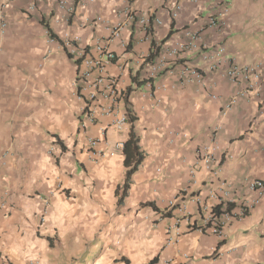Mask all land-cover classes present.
<instances>
[{
  "label": "crops",
  "instance_id": "0c3cea01",
  "mask_svg": "<svg viewBox=\"0 0 264 264\" xmlns=\"http://www.w3.org/2000/svg\"><path fill=\"white\" fill-rule=\"evenodd\" d=\"M3 1L1 13L8 28L0 36V93L9 89L12 94V86L16 91L11 99H0L2 107H11L6 114L0 111V264H124L122 258L130 264H149L154 259L153 264H264V197L245 217L231 219L222 239L201 230L195 203L227 187L239 204L250 198L248 181H264V90L259 99L240 98L227 109L234 87L224 77L204 75L216 96L210 100L198 83L171 88L177 84L175 64L171 76L153 79L152 88L144 85L132 92L134 131L145 159L123 206L117 207L115 191L123 182L125 167L122 150L115 145L127 140L130 125L127 122L118 130L109 122L112 116L88 123L83 103L75 96L77 64L64 50L47 44L41 23L48 22L59 38L63 31L79 36L76 45L92 49L97 39L107 35L103 26L93 22L94 16L116 23L124 19L126 7L147 18L156 10L161 25L144 31L134 20L133 29H127L129 47L124 50L116 41L110 44L122 70L115 64L107 70L118 75L123 88L131 85L133 76L142 78L139 58L148 54L152 41L160 43L163 52L184 40L182 29L195 9L186 4L170 32L163 0L77 4L67 26L51 22L57 10L46 0ZM201 8L205 16L208 7ZM204 38L219 40L211 32ZM226 50L238 63L264 59L255 51L240 58L238 52L227 46ZM184 58L204 66L193 53ZM154 96L160 105H153ZM116 108L124 114V100ZM10 109L14 113L9 114ZM100 127L106 141L101 145L104 155L92 161L87 139L103 138ZM212 139L217 146L215 160L206 165L197 154ZM26 160L32 164L25 170ZM176 197L177 206L167 211V202ZM45 200L48 210L42 216ZM145 202L170 215L161 217L142 206ZM181 208L189 213L186 219ZM176 233L178 243L165 247L166 239L176 238Z\"/></svg>",
  "mask_w": 264,
  "mask_h": 264
},
{
  "label": "built area",
  "instance_id": "2783aa9c",
  "mask_svg": "<svg viewBox=\"0 0 264 264\" xmlns=\"http://www.w3.org/2000/svg\"><path fill=\"white\" fill-rule=\"evenodd\" d=\"M46 1L54 4L57 10L54 17L52 16L51 22L55 26H67L74 16L77 4L83 7L96 4L98 0ZM186 4L191 5L195 12L190 23L182 29L184 40L163 52L160 50L159 55L152 62H147L149 52L139 58L141 65L146 63L143 67L142 78H140L143 81L141 86L145 85L147 88H152L153 79L164 78L166 74L171 76L172 66L178 64L176 73H174L178 85L173 84L172 89H175L176 86L184 88L193 83H198L210 100H216V96L211 93L203 78L206 73H217L234 87L231 100L225 108L230 109L237 104L240 98L254 97L259 99L264 90V59L249 64L238 63L236 58L228 55L226 50V40L231 31L229 22L230 0H163L161 8L167 12L170 24L179 18ZM205 5L208 8L206 15L203 16L201 15L203 13L201 6L205 7ZM155 13L156 10H153L148 18L139 17L133 9L126 7L122 11L124 19L116 23H110L99 15L94 16L93 22L103 26L107 35L97 39L92 49L88 45L77 46L76 43L80 41V37H72L68 31H63L61 38L58 37L61 42L59 43V41L51 38L46 30L47 44L65 50L77 64L75 96L78 101L83 103L82 112L88 123H96L99 116L108 118L112 116L109 121L110 124L121 130L128 122L126 113L120 115L115 110H117L116 106L124 100L127 89L133 84L131 80L129 87L121 88L118 75L109 74L107 67L112 64L122 70L121 65L117 62V51L111 50L110 44L116 41L120 48L126 50L129 47V36L131 35V32L127 30L128 27L133 29L134 20H137V27L144 31L149 29L151 25L154 27L161 25V20L155 16ZM199 18L200 22L196 23ZM7 26V18L4 13H1V35L7 30ZM206 32L217 35L219 40L217 42L206 41L204 38ZM190 53L195 54L204 66H196V64L187 61L184 55ZM138 88L133 87L132 92ZM160 103V99H155L153 105L158 106ZM99 132L103 138L87 139L88 157L92 161L104 155V149L101 148V145H106L104 128L100 127ZM115 147L122 150L123 144L118 143ZM216 150L217 146L212 139L210 144H204L199 148L197 158L206 165L213 163ZM247 189L250 194L249 200L239 204H236L231 198L227 187L209 192L204 199H195L198 212L201 215V230H209L217 238H224L223 228L231 219L245 217L253 207L261 202L264 197V181L252 179L248 181ZM178 200V197L169 200L166 206L167 211L176 207ZM48 204V200H45L42 216L48 210ZM220 204L223 205L224 209L220 215H216L214 208ZM226 204H232L233 208L230 211H225ZM181 209L180 213L186 219L189 213L185 209ZM176 235V238L166 239L165 247L174 246L178 243L179 233Z\"/></svg>",
  "mask_w": 264,
  "mask_h": 264
},
{
  "label": "rangeland",
  "instance_id": "374dc122",
  "mask_svg": "<svg viewBox=\"0 0 264 264\" xmlns=\"http://www.w3.org/2000/svg\"><path fill=\"white\" fill-rule=\"evenodd\" d=\"M4 2L5 1L0 0V16H1V11H3L2 7ZM230 3L231 5L229 9V22H230V26L233 29L232 32H230V35L227 39L226 46L232 49V51L238 52L240 54V58L243 57L244 55L246 56L249 55L252 51L258 52L259 54L263 55L264 54V0H230ZM5 34L6 31L3 35ZM3 35H1L0 33V36ZM6 85L7 84H5V86ZM10 85H8L9 87L6 88L11 89ZM5 91L7 92V94L0 93L1 100L3 98L13 97L12 95L15 94L16 89L15 87L12 86V94H10L9 89H6ZM2 95L4 97H2ZM10 99H6L7 102H10ZM9 108L11 107H9L8 105L2 107V102L0 103V111L3 112L4 114L7 113V110ZM9 111H10L9 114H12L14 113L15 109H10ZM52 149L53 148H49V153L53 152ZM22 164H23L22 168L26 170L31 167L30 165L32 164V160H26L22 162ZM33 164L34 166L36 164L35 166L36 168L39 167L38 161H34Z\"/></svg>",
  "mask_w": 264,
  "mask_h": 264
},
{
  "label": "trees",
  "instance_id": "16d2710c",
  "mask_svg": "<svg viewBox=\"0 0 264 264\" xmlns=\"http://www.w3.org/2000/svg\"><path fill=\"white\" fill-rule=\"evenodd\" d=\"M41 23L43 24V26L47 30L48 35L51 38L59 41V43H61L60 40L58 39V37L56 36V34L50 28L48 22H44V20H41ZM170 26H171L170 32H172L173 27H174V22H171ZM162 42H164V41H162ZM160 48H161L160 43L156 44V42H154V41L151 42L149 54L147 57V62H152L159 55ZM68 57L71 58L70 55H68ZM145 64H142L141 67H144ZM131 80H132L133 86H131L127 89L125 97H124L125 113H126V118H127L128 124L130 125V128H129L128 138L123 143V147H122V155L124 158L123 164L125 167V173H124V179H123L122 184L115 191V196L117 198V202H116L117 207L123 206L124 200L127 198L129 189L133 183V180H132L133 176L136 174V172L138 171L139 167L141 166V164L143 163V161L145 159L144 153L139 146V137L136 135V133L134 131V122L136 121V117H135L133 110H132V103L129 99L130 94L134 90V89L132 90V88L133 87H140L142 85L143 81L138 78V75L133 76L131 78ZM54 137L56 139V142L60 143V141L56 138V136H54ZM142 206L150 207L156 213H160L161 217L170 215L169 212L160 211L155 206V204L152 202H145L144 204H142ZM232 208H233L232 204H226L225 205V211H230ZM223 209H224L223 205L220 204L214 208V212L216 215H220L222 213ZM155 261H156L155 259L152 260L151 264L155 263ZM122 262L124 264H130V262L126 258H122Z\"/></svg>",
  "mask_w": 264,
  "mask_h": 264
}]
</instances>
